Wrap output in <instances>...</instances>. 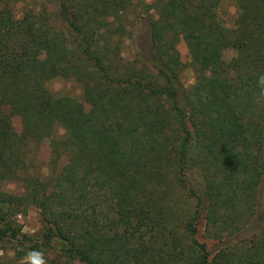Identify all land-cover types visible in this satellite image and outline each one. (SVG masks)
I'll use <instances>...</instances> for the list:
<instances>
[{"label":"trees","instance_id":"obj_1","mask_svg":"<svg viewBox=\"0 0 264 264\" xmlns=\"http://www.w3.org/2000/svg\"><path fill=\"white\" fill-rule=\"evenodd\" d=\"M18 1L0 0V244L19 264L33 251L45 264H264V223H252L264 175V0H235L232 28L221 0H43L17 19ZM136 2L144 12L129 18ZM136 19L150 25L153 57L118 62ZM180 32L197 65L188 89L168 44ZM60 50L62 61L39 60ZM56 76L82 83L85 112L46 88ZM57 126L46 172L31 169L29 143ZM190 172L199 180L188 184ZM19 205L38 209L35 232H22ZM200 219L222 243L214 252L197 238Z\"/></svg>","mask_w":264,"mask_h":264},{"label":"rangeland","instance_id":"obj_2","mask_svg":"<svg viewBox=\"0 0 264 264\" xmlns=\"http://www.w3.org/2000/svg\"><path fill=\"white\" fill-rule=\"evenodd\" d=\"M152 1L153 0H143L142 3H145L149 6ZM136 3H138V6L134 7L133 10H131L129 18L135 17L137 15V12H144V9L139 5V2ZM10 6L13 9L15 18L20 19L26 13H38L41 9H43L44 1L23 0L18 2H11ZM217 13L219 19L222 20L224 25L227 28H232L234 26V20L237 14L236 1L221 0L217 7ZM78 17L82 18L81 10L80 12H78ZM135 21L132 24L131 28H129V30L131 31L130 36H125L123 40H121V51L119 56L120 61L118 62L137 63L138 60L141 62H150L153 57V51L149 43L150 25L146 20L140 22H138V20L136 22ZM8 28L9 25L7 22L1 24L0 35H4ZM168 44L174 48L175 53L183 62H185V67L180 74V78L182 85L188 89L195 82L197 65L193 64V55L188 45L187 37L180 32L177 35L171 37L168 40ZM233 54L234 51L226 50L224 51V58L229 59ZM64 58L65 56L60 50L50 53H43L39 60L50 63L55 59L62 61L64 60ZM45 86L54 96L70 97L73 101L69 106L70 111L83 113L88 109V105L84 102L82 97V83L77 81L74 77L56 76L47 80ZM11 120L17 133H20L25 124V120L23 119V117L20 115L12 116ZM62 134L63 128L61 126H57L52 139L45 140L39 144H34L33 142L29 143L28 157L31 169H33L31 165H34V169H36V171L46 172L47 164L50 161L49 158L52 154L51 149L58 142V138H60ZM61 161H65L63 157L61 158ZM186 175V178L189 179L188 184L193 183L194 179L197 181L199 180V175L195 172H190ZM3 189L6 192H10L11 194L19 195L22 192V184L20 181H6L3 183ZM259 198L261 202V215H258L256 221L252 222L254 227H257L256 229L261 228L260 226L264 223V175L259 186ZM16 208L18 209L17 219L21 226L22 232L28 234L35 232L39 227L38 209L34 206L24 208L21 205L16 206ZM202 221L203 220L200 219V223L197 226V238L206 244L209 251L214 252L220 247V245H222V243L207 237L203 230ZM256 231L255 228H253V230H249L248 232H242L235 236L233 240L249 236L251 235V233ZM19 261L20 260L14 257V253L9 246L3 247V245L0 244V264H19ZM69 264L82 263L72 261Z\"/></svg>","mask_w":264,"mask_h":264},{"label":"clouds","instance_id":"obj_3","mask_svg":"<svg viewBox=\"0 0 264 264\" xmlns=\"http://www.w3.org/2000/svg\"><path fill=\"white\" fill-rule=\"evenodd\" d=\"M25 260L30 262V264H45L44 260L42 259L41 253L38 252H30L26 257Z\"/></svg>","mask_w":264,"mask_h":264}]
</instances>
